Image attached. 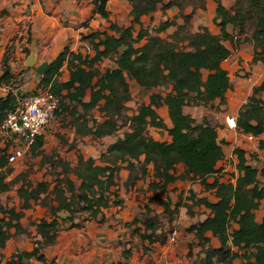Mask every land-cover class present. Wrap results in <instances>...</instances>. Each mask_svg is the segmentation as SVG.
I'll list each match as a JSON object with an SVG mask.
<instances>
[{
	"label": "trees",
	"instance_id": "16d2710c",
	"mask_svg": "<svg viewBox=\"0 0 264 264\" xmlns=\"http://www.w3.org/2000/svg\"><path fill=\"white\" fill-rule=\"evenodd\" d=\"M127 1L131 7L130 27L110 23L105 31L91 32L86 38L93 56L66 49L42 77L41 87L58 97L56 115L67 112L73 118L70 125L76 137L101 139L115 135L121 129L120 121H125L128 130L100 157V164L82 154H78L75 166L58 155L56 160L44 157L46 162H52L54 170L61 168L62 171L54 173L55 179L51 182L43 180L36 184L27 180L26 172L7 181L12 170L7 159L11 143L6 140L7 148L0 152V195L10 192L15 185L21 186L16 191L20 201L18 207L0 203V250L12 237V229L17 235L28 234L21 225L24 211L39 205L49 213V219L33 223L41 240L34 241L32 252H18L8 264H28L33 259L46 264L42 252L56 243L58 229L66 218L73 219L85 213L90 219H96L103 210L122 204L117 196L113 197L111 190L117 186L116 175L122 164L127 163L125 168L130 171L128 184L146 177L152 165L154 178L159 180V183H152V188L165 192L178 180H191L200 181L206 189L216 190V204L206 199L196 202L206 206L212 216L193 227V231L204 244L210 243L206 234L212 232L220 240L222 248H204L205 259L195 264H214L216 260L222 264H234L237 259H241L242 264H264V219L257 223L254 214L259 201L264 199V189L257 187L258 172L246 167L243 154L238 152L244 176L236 185L219 184L217 181L209 184L208 179L217 172L216 167L224 157L217 129L208 120L196 123L184 112L188 106H207L217 100L221 105L226 104L225 96L232 86L223 64L231 57L232 51L225 43L230 42L237 50L240 46L237 35L245 36V41L252 44L253 63L264 65V0H234L232 9L223 5L226 0H213L217 5L214 24L221 29L219 35L211 34L207 28L197 33L190 30L192 17L185 14L186 9L205 10L207 0ZM92 2L94 13L110 22L107 9L110 0ZM160 5H163V10H179L185 22L170 39L159 35L173 26L172 22L162 23L154 31L155 35L142 26V19L157 12ZM135 25L140 26L138 32ZM142 41H146L145 44L138 47ZM105 60L113 62L116 68L102 70ZM65 63L70 73L66 82L60 80V71ZM11 78L7 73L2 82L8 84ZM129 80L134 81L144 93L162 87L170 90L165 95L151 94L149 104L143 103L136 113L126 117L127 104L132 100ZM263 93L264 80L240 110L237 128L243 134L255 137L264 134V100L259 97ZM18 105V98L12 94L0 99V125ZM162 106L168 108L171 128L156 111ZM94 111L101 114L102 121L93 117ZM150 127L167 130L172 142H158L147 137ZM43 145L44 137L38 138L28 154H36ZM179 165L184 166V173L177 176ZM251 185L255 187L248 189ZM164 206L172 215L169 205ZM146 211L132 225L141 224L146 231L152 230L155 234L161 225L154 218H149V207ZM232 223L238 224L239 229L230 234ZM148 238L151 243H165L162 237Z\"/></svg>",
	"mask_w": 264,
	"mask_h": 264
},
{
	"label": "crops",
	"instance_id": "0c3cea01",
	"mask_svg": "<svg viewBox=\"0 0 264 264\" xmlns=\"http://www.w3.org/2000/svg\"><path fill=\"white\" fill-rule=\"evenodd\" d=\"M92 1L0 0V99L7 98L11 94L19 98L23 95L22 92L28 91V89L30 91L34 90L35 94L47 91L41 87L44 75H39L37 68L43 64H48L46 71L48 72L66 49L73 53L81 52L87 55L81 48L80 38L83 34L86 37L91 32L87 34L81 24L89 19H92L91 21L95 18L101 19L99 15L94 13L95 6ZM115 1L110 0L108 3L107 9L109 12H111V5ZM168 2L165 1V3ZM209 6L210 11L213 12V5ZM216 8L217 5L214 8L211 24L217 29L215 27L213 29L209 23H200L202 25L199 27L196 25L190 30L197 33L203 28H207L211 34L219 35L221 29L214 24ZM164 11L173 13L172 19L167 18L163 23H173V26L165 32L172 30L171 34L174 35L180 27L184 26L185 22L182 20L183 23H179L178 20L182 19L179 10L167 9ZM160 12H163V5H160L158 11L148 17H155ZM148 17L142 19L143 29L155 35L150 28H144V23ZM130 19L129 25L119 26L130 27L132 18ZM137 28L139 31L140 26L135 25V29ZM94 31L99 30L94 29ZM229 31L233 33L231 28ZM164 33L159 36L163 38ZM171 36H168V39ZM145 42L142 41L137 46H143ZM31 57H34V64L29 67L28 62ZM108 68L115 69L116 65L112 62L111 67ZM262 71V77L258 85L249 82L244 83L243 88L236 90L233 101L228 100V95L231 93V90H229L225 96V105H221L218 100L212 102L217 103V106L220 105L223 110L220 114H212V119L205 116V114L200 115L201 118L199 119L198 109L194 105L184 109V112L190 115L196 123L200 124L204 120H208L217 129L218 142L223 149L224 157L216 167L217 172L208 179L209 184H214L217 181L219 184L231 183L236 185L238 179L244 176V172L240 168L241 160L240 155H238V152H240L243 154L245 166L258 172L257 187L259 190L264 189V169L262 170L259 167L261 164L264 165V134L259 137L246 135L240 132L238 128L231 129L227 125V119L229 118L235 119L237 122L240 110L253 95L254 89L264 80V68ZM60 72V77L64 78H60V80L68 81L70 73L67 63L64 64ZM7 73L12 77L8 84L2 82ZM17 77L24 78L23 89L21 87L16 88ZM230 82L233 86L231 80ZM153 91L152 94H155ZM259 97L264 100V93ZM86 101H88V98ZM190 108H195V110H192L191 113L188 111ZM156 111L167 127L171 128L172 122L168 108L162 106ZM150 130H156L157 133H151V136H149L148 131ZM160 132H163L164 139L161 138ZM123 136L115 134L101 139H93L90 136L76 137L74 131L76 140L74 142L75 145L78 144L76 147L78 150L82 149L85 140L95 145H104L100 148V154L97 156L89 155V158L97 160V163L100 164V157L106 154L108 148ZM146 136L158 142H172L167 130L163 129L150 127L146 132ZM0 138L5 143V145L0 144L1 152L7 148V142L1 135ZM78 154H81V152ZM127 165V163L122 164L120 172L116 175L117 186L111 190L113 197L117 196L122 204L103 210L96 219H90L85 213L78 214L73 219L66 218V214H60L66 219L58 229L56 243L42 252L46 258V264H195L205 259L204 248L211 247L215 250L222 248L220 240L214 237L212 232L206 234V237L210 239V243L204 244L198 240L193 231V227L212 216L211 211L206 206L197 205L196 202L200 199H206L209 203L216 204L218 198L215 195V189H206L200 181L178 180L170 184L167 190L163 192L160 189L151 187L152 183H159V180L154 178L153 169L146 177L128 184L130 171L125 168ZM183 173L184 166L179 165L176 175L179 176ZM254 187L255 185H251L248 186V189ZM165 204L169 205L172 215L166 212ZM147 207L151 210L149 218H154L161 225L155 234L152 230L146 231L141 224L138 226L132 225L136 219H140L146 214ZM254 214L255 221L261 223L264 219V199L259 201V207L254 211ZM42 219H49V213L47 209L39 205H34L32 209L24 211L21 225L28 234L17 235L14 229L10 231L12 237L8 240L6 247L0 250V264H8V261L18 252H32L34 250V241L41 240V237L38 236L36 226L33 223ZM238 229V224L232 223L229 233L233 234ZM173 235L176 237L175 243L171 242ZM148 237L153 239L156 237L165 238V243H151ZM229 245L231 246V242ZM242 263L241 259L234 262V264ZM28 264L45 263L33 259ZM214 264L222 263L216 260Z\"/></svg>",
	"mask_w": 264,
	"mask_h": 264
},
{
	"label": "rangeland",
	"instance_id": "374dc122",
	"mask_svg": "<svg viewBox=\"0 0 264 264\" xmlns=\"http://www.w3.org/2000/svg\"><path fill=\"white\" fill-rule=\"evenodd\" d=\"M169 1V0H164ZM225 7L227 9H232L234 6V0H226L223 2ZM213 5V12L215 11L214 8L216 4L213 0H207L206 9H196L194 10L192 7H189L186 9L185 14L191 15V26L194 28V26L202 25L203 23H209L210 26H212L213 29H217L214 25L211 24V20L214 16V13L210 11V6ZM130 4L127 0H116L111 5V12H110V22H107L105 19L95 18L93 21L92 19H89L81 24L82 28H84V31L89 34L90 32L96 30L104 31L107 30L111 24L114 23L117 25H129L130 24ZM162 13V14H161ZM188 13V14H187ZM203 17H201V15ZM180 14V13H179ZM173 17L172 12H166L163 10V12L157 13L155 17H148L144 23V28H150L153 30V32L156 30L157 27H159L160 24L163 23L164 20L167 18L171 20ZM92 18V17H90ZM210 18V19H209ZM149 19H151L149 21ZM184 19H179V23H183ZM193 22V24H192ZM202 23V24H200ZM92 25V26H91ZM96 27V28H95ZM152 27H154L152 29ZM203 27V26H201ZM215 27V28H214ZM138 31V28L136 29ZM174 30V29H173ZM172 30L169 32H165L162 36L165 39H168L172 34ZM236 35V33L234 34ZM169 36V37H168ZM251 34L249 33V37ZM237 40H240V46L237 50H234L232 44L230 42H226L225 45L232 51L231 57L224 63V68L229 73V78L232 81V89L231 93L228 95V100L233 101L236 96V90L238 88H243L244 83L249 82L253 83L255 85H258L260 82V79L262 77V70L264 68V65L262 63H253L254 58V52H253V46L251 43L245 41V36H237ZM81 41V48L87 55H93V51L91 50L89 40L85 37V34L82 35V38H80ZM112 62L109 60H105L103 64L101 65V69L105 70L108 67H111ZM64 79L63 77H60ZM62 81V80H61ZM24 78H16V88L18 89L21 87L24 88ZM130 90L132 94V100L127 104L128 111L125 114L126 117L132 116L138 108L143 104H149L150 103V93H144L138 86L135 84L134 81H130ZM170 88H160L155 89L153 93L158 94H166ZM23 95H21L18 98L19 103H22L26 101L29 97H31L33 94H35V91L28 89V91L22 92ZM193 106V105H192ZM190 106V107H192ZM197 107L198 111V118L200 119L202 114H205L208 118L212 119V114L215 113L220 114L223 110L220 105L217 106V103H211L207 106H194ZM192 110L194 109H188L189 112L192 113ZM201 115V116H200ZM226 116V115H225ZM93 117L98 119L99 121H102V116L98 111L93 112ZM215 117V116H214ZM71 121H73V118L67 113L62 112L61 115H55L54 121L50 124V126L47 128L45 133V139H44V145L38 151L36 154H33L32 152L30 154H27V156L19 161L18 163L11 165L10 169L12 170L11 175L7 178V181H10L14 179L17 175L20 173L26 172L27 173V180L33 182L34 184L40 182V181H48L51 182L53 179H55L54 173L61 172L62 169L58 168L57 170L53 169L52 162H46L44 160V157L47 158H54L55 160L59 156L61 159L68 161L71 163L72 166H75L77 164V156L78 153L81 152L82 155L85 156V158H89V155L97 156L100 154V148L104 145H95L85 140V143L81 150L76 149L78 146L75 145V137H74V129L70 125ZM226 123V122H225ZM121 129L116 133V135H124V133L128 130V127L125 124V121H120ZM151 133H157L156 130H150L148 131V135L151 136ZM161 138L164 139L163 132H160ZM76 141V140H75ZM0 144L5 145L2 138H0ZM73 146V148H71ZM83 151V153H82ZM58 155V156H57ZM264 169V165L261 164L259 166ZM153 166H149V173L152 171ZM180 169V168H179ZM180 171H182L180 169ZM264 171V170H263ZM79 183V182H78ZM77 183V184H78ZM21 186V184L15 185L12 187V190L8 193L1 194L0 195V203L2 205H6L7 207L11 206H19L20 201L17 197V189Z\"/></svg>",
	"mask_w": 264,
	"mask_h": 264
},
{
	"label": "built area",
	"instance_id": "2783aa9c",
	"mask_svg": "<svg viewBox=\"0 0 264 264\" xmlns=\"http://www.w3.org/2000/svg\"><path fill=\"white\" fill-rule=\"evenodd\" d=\"M58 109V97L47 90L19 103L16 110L8 115L0 125V135L11 143L7 153L9 165L24 159L38 138L45 136ZM227 125L231 129L237 128V122L232 118L227 119ZM171 242H176L175 235L171 238Z\"/></svg>",
	"mask_w": 264,
	"mask_h": 264
},
{
	"label": "water",
	"instance_id": "95a60500",
	"mask_svg": "<svg viewBox=\"0 0 264 264\" xmlns=\"http://www.w3.org/2000/svg\"><path fill=\"white\" fill-rule=\"evenodd\" d=\"M34 64V57H31L28 62V66H32ZM48 69V64H43L39 68H37V73L39 75H45L46 71Z\"/></svg>",
	"mask_w": 264,
	"mask_h": 264
}]
</instances>
